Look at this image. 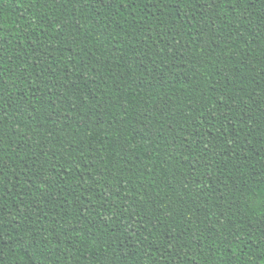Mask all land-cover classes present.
Returning <instances> with one entry per match:
<instances>
[{"label": "trees", "instance_id": "1", "mask_svg": "<svg viewBox=\"0 0 264 264\" xmlns=\"http://www.w3.org/2000/svg\"><path fill=\"white\" fill-rule=\"evenodd\" d=\"M0 264H264V0H0Z\"/></svg>", "mask_w": 264, "mask_h": 264}]
</instances>
